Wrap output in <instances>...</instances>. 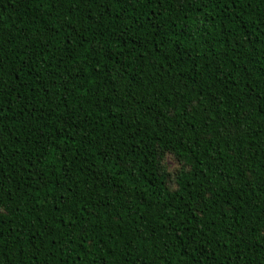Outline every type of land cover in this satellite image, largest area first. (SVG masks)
Returning a JSON list of instances; mask_svg holds the SVG:
<instances>
[{"label":"trees","instance_id":"obj_1","mask_svg":"<svg viewBox=\"0 0 264 264\" xmlns=\"http://www.w3.org/2000/svg\"><path fill=\"white\" fill-rule=\"evenodd\" d=\"M0 264H264V0H0Z\"/></svg>","mask_w":264,"mask_h":264},{"label":"rangeland","instance_id":"obj_2","mask_svg":"<svg viewBox=\"0 0 264 264\" xmlns=\"http://www.w3.org/2000/svg\"><path fill=\"white\" fill-rule=\"evenodd\" d=\"M166 166H167L168 172L174 175V172L180 167V163L173 156H168L166 159Z\"/></svg>","mask_w":264,"mask_h":264}]
</instances>
